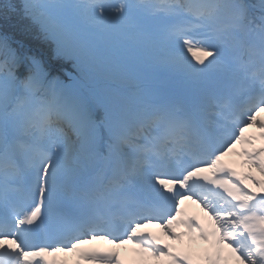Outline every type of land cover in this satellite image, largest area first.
<instances>
[{"label": "snow or ice", "instance_id": "6c2138e0", "mask_svg": "<svg viewBox=\"0 0 264 264\" xmlns=\"http://www.w3.org/2000/svg\"><path fill=\"white\" fill-rule=\"evenodd\" d=\"M97 241L264 264V0H0V264Z\"/></svg>", "mask_w": 264, "mask_h": 264}, {"label": "bare ground", "instance_id": "6f19581e", "mask_svg": "<svg viewBox=\"0 0 264 264\" xmlns=\"http://www.w3.org/2000/svg\"><path fill=\"white\" fill-rule=\"evenodd\" d=\"M252 132V131H251ZM251 132L249 131L248 133H246V134H251ZM255 136H257L258 137V135H259V133L258 132H255L254 131V133H253ZM237 151H238V149H237ZM229 161L230 162H233L231 159H229ZM227 164V163H226ZM192 212L197 216V218L202 222V223H204V224H206V217H205V215L203 214V213H201V212H199L198 210H195V209H193L192 210ZM207 225V224H206ZM148 232H151V233H154V234H156V235H161L162 236V233H161V231L160 230H154V229H152V228H149L148 229ZM164 242H166V243H169V241L168 240H166V238L164 239ZM111 246V245H110ZM112 247V246H111ZM116 249V251L117 252H119L120 253V257L121 258H124L127 262H128V264H134L133 262H132V260L130 259V254H129V251L131 250H133V252H132V254L134 255V257L135 258H137V259H139V257L137 256V254H135V248L132 246V245H125V246H123V247H121V248H115ZM189 249H188V247L186 248V249H181V250H179V251H188ZM191 250H192V252H194V253H196L195 252V248H194V246H192V248H191ZM63 256L64 255H67V254H62ZM66 264H76V262L74 261V260H71V258H68V260L66 261Z\"/></svg>", "mask_w": 264, "mask_h": 264}, {"label": "rangeland", "instance_id": "374dc122", "mask_svg": "<svg viewBox=\"0 0 264 264\" xmlns=\"http://www.w3.org/2000/svg\"><path fill=\"white\" fill-rule=\"evenodd\" d=\"M189 58H190V57H189ZM253 130L256 131L255 129H253ZM252 135H253V134H252ZM261 143H262V142H260V141L257 139V141H256V146L259 147V146L261 145ZM232 159L235 160V161H237V163L240 165L239 161L236 160V157H235L234 152H233V155H232ZM236 171H237L238 173H239V172H245V171H247V169H246V168H241V167H239ZM253 175L256 176L257 178H259V174H258V173H253ZM172 242H173V244H176V245H177V248H176L175 250H179V249H181L182 247H187V241H186V239L183 240V241H180V242H174V241H172ZM205 247H206V245H203V244L200 245V248H201V249H203V248H205Z\"/></svg>", "mask_w": 264, "mask_h": 264}]
</instances>
